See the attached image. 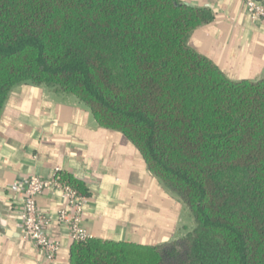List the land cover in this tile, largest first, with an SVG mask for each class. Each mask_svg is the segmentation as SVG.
I'll list each match as a JSON object with an SVG mask.
<instances>
[{
    "label": "trees",
    "instance_id": "trees-1",
    "mask_svg": "<svg viewBox=\"0 0 264 264\" xmlns=\"http://www.w3.org/2000/svg\"><path fill=\"white\" fill-rule=\"evenodd\" d=\"M213 20L180 0H0V116L20 85L74 96L195 223L157 246L73 242L71 264H264V79L231 80L189 46Z\"/></svg>",
    "mask_w": 264,
    "mask_h": 264
},
{
    "label": "crops",
    "instance_id": "crops-1",
    "mask_svg": "<svg viewBox=\"0 0 264 264\" xmlns=\"http://www.w3.org/2000/svg\"><path fill=\"white\" fill-rule=\"evenodd\" d=\"M210 9L214 20L197 29L189 46L231 80L264 79V20L247 15V0H180ZM264 6V0H253ZM65 172L91 191L82 227L90 238L157 246L194 228L187 209L148 170L138 149L120 132L101 128L74 96L33 85L15 87L0 116V264H71L70 230L58 222L69 210L63 191L37 203L60 245L53 261L23 239V191L32 176Z\"/></svg>",
    "mask_w": 264,
    "mask_h": 264
},
{
    "label": "built area",
    "instance_id": "built-area-1",
    "mask_svg": "<svg viewBox=\"0 0 264 264\" xmlns=\"http://www.w3.org/2000/svg\"><path fill=\"white\" fill-rule=\"evenodd\" d=\"M247 15L253 21L264 20V6L256 1L247 0L245 3ZM63 191L68 197L69 210H61L58 222L69 228L73 242L86 241L88 232L82 227L85 214V198L76 190L55 179H43L38 176L30 177L23 191V239L37 248L48 261H53L60 245L48 233L51 221L42 215L38 207V199L46 192Z\"/></svg>",
    "mask_w": 264,
    "mask_h": 264
},
{
    "label": "rangeland",
    "instance_id": "rangeland-1",
    "mask_svg": "<svg viewBox=\"0 0 264 264\" xmlns=\"http://www.w3.org/2000/svg\"><path fill=\"white\" fill-rule=\"evenodd\" d=\"M186 221L192 223V225L195 226V223H194V221H193V219H192V217L188 211L186 214Z\"/></svg>",
    "mask_w": 264,
    "mask_h": 264
}]
</instances>
